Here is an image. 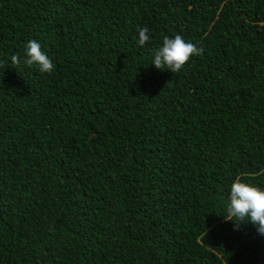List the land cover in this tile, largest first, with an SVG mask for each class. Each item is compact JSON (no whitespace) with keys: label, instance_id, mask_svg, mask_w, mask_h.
<instances>
[{"label":"trees","instance_id":"1","mask_svg":"<svg viewBox=\"0 0 264 264\" xmlns=\"http://www.w3.org/2000/svg\"><path fill=\"white\" fill-rule=\"evenodd\" d=\"M177 34L203 54L157 69ZM237 179L264 189V0H0V264H264Z\"/></svg>","mask_w":264,"mask_h":264},{"label":"clouds","instance_id":"2","mask_svg":"<svg viewBox=\"0 0 264 264\" xmlns=\"http://www.w3.org/2000/svg\"><path fill=\"white\" fill-rule=\"evenodd\" d=\"M137 31L139 34L138 43L143 46L149 40L147 34L149 29L143 27L138 28ZM25 51L27 56L25 64L38 65L41 73L51 74L53 72L55 65L42 51L38 41L29 40ZM202 54V47H197L192 42H186L180 34L175 35L174 38L165 35L162 46L154 53L152 64L157 69H168L178 74L192 56ZM11 63L19 65V57L13 55ZM228 199L227 215H223L224 218L232 221L234 228L237 229L241 223L251 222L256 226L257 232L264 235V189L237 179L231 185Z\"/></svg>","mask_w":264,"mask_h":264}]
</instances>
